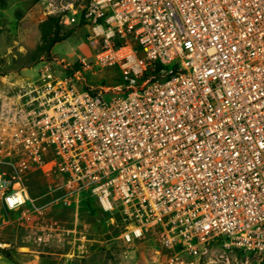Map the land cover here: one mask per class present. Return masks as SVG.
<instances>
[{"label":"built area","instance_id":"obj_1","mask_svg":"<svg viewBox=\"0 0 264 264\" xmlns=\"http://www.w3.org/2000/svg\"><path fill=\"white\" fill-rule=\"evenodd\" d=\"M48 14L84 21L94 65L131 83L107 99L44 63L15 131L29 165L60 177L63 204L86 193L119 213L128 246L157 226L166 264L213 245L264 264V0H74ZM7 184L0 173L5 208L23 205Z\"/></svg>","mask_w":264,"mask_h":264},{"label":"rangeland","instance_id":"obj_2","mask_svg":"<svg viewBox=\"0 0 264 264\" xmlns=\"http://www.w3.org/2000/svg\"><path fill=\"white\" fill-rule=\"evenodd\" d=\"M67 1L74 0H6L0 8V173L8 189L19 181L28 195L23 205L9 210L0 194V264H166L170 253L159 242L157 226L128 246L119 213L103 211L92 197L85 204L73 196L63 204L60 177L47 165H29L31 158L15 137L17 126L26 122L28 95L37 89L44 63L56 77L107 93V99L123 89L116 67L94 65L97 49L86 26L62 24L61 30L71 28L72 34L48 54L40 51V23ZM77 63L81 68L73 70ZM21 161L28 167L21 168ZM252 258L213 245L201 258L184 256L183 264H249Z\"/></svg>","mask_w":264,"mask_h":264},{"label":"trees","instance_id":"obj_3","mask_svg":"<svg viewBox=\"0 0 264 264\" xmlns=\"http://www.w3.org/2000/svg\"><path fill=\"white\" fill-rule=\"evenodd\" d=\"M6 0H0V8L5 4ZM79 25H83L84 21L80 20ZM62 24L59 23V17L55 15H50L48 18L40 23V30L42 33V43L40 45V51L49 53L52 46L60 42L64 39H66L68 36H70L73 32L71 28H67L66 30H61ZM81 68V64L77 63L76 66H74L73 70H77ZM117 69V68H116ZM119 71V70H118ZM122 79L117 78L118 81L121 82V84L127 85L131 83L130 78L124 77L122 74ZM92 92H95L94 90H91ZM82 201L86 204L89 201L90 196L88 194H83Z\"/></svg>","mask_w":264,"mask_h":264},{"label":"bare ground","instance_id":"obj_4","mask_svg":"<svg viewBox=\"0 0 264 264\" xmlns=\"http://www.w3.org/2000/svg\"><path fill=\"white\" fill-rule=\"evenodd\" d=\"M17 186V185H16Z\"/></svg>","mask_w":264,"mask_h":264}]
</instances>
